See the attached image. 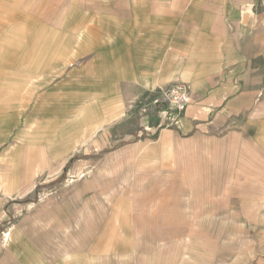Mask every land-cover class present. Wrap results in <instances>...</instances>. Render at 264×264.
<instances>
[{
  "label": "crops",
  "instance_id": "0c3cea01",
  "mask_svg": "<svg viewBox=\"0 0 264 264\" xmlns=\"http://www.w3.org/2000/svg\"><path fill=\"white\" fill-rule=\"evenodd\" d=\"M27 4L35 26L30 34L38 42L42 39L35 32L44 35V29L45 39L38 46L51 49L50 55L31 62L43 65L34 80L44 81L42 86L61 96L62 106L75 113L69 125L79 129L92 120L85 127L103 129L116 113H126L139 122L137 143L145 134L155 136L162 152L156 153L155 183L148 172L147 184L123 187L116 177L105 178L115 167L79 161L67 169L61 184L38 188L34 179L12 184L0 197L3 205L24 202L10 205L12 217H2L10 220V228L0 248V264H118L117 250L125 254L137 246L139 232H130L140 231L142 247L156 230L152 224L163 219L160 207L152 219L137 211L138 219L134 204L141 208L155 199L165 208L168 202L169 219H183L182 205L191 209L196 200L198 207L204 206L208 193L219 191L230 177L240 183L242 175H256L260 158L253 154L264 157V0ZM176 83L194 93L184 112L165 104L168 89ZM116 154L104 160L125 158L136 165L142 159L134 152ZM69 156L58 158L65 162L62 166ZM64 173L62 167L54 176ZM37 192L42 193L39 200L27 202ZM101 219H121L125 226L123 235L110 232L108 261L101 257L106 232Z\"/></svg>",
  "mask_w": 264,
  "mask_h": 264
},
{
  "label": "rangeland",
  "instance_id": "374dc122",
  "mask_svg": "<svg viewBox=\"0 0 264 264\" xmlns=\"http://www.w3.org/2000/svg\"><path fill=\"white\" fill-rule=\"evenodd\" d=\"M27 3L28 0H0V197L4 191L13 189L12 184L18 186L21 179H34L38 188L61 184L67 178V169L79 161H87L90 167H115L105 178L116 177L117 184L123 187L147 184L148 172L155 183L156 153L162 151L156 148V137L152 135L145 134L142 142L137 143L141 139L137 117L116 113L110 127H85L91 120L77 129L76 124L69 125L75 113L62 106L61 96L42 86L44 81L34 80L39 76L38 71L42 72L43 65L31 62L50 55L51 49L45 51L38 46L45 39L44 29V35L39 29L35 32V36L42 39L38 42L30 34V28L35 26ZM189 89L191 104L194 93ZM165 104L169 106L167 100ZM125 152L142 154V159L136 165H130L131 161L125 158L122 162L104 160L109 153L121 155ZM63 153H70L64 166L65 162L58 159ZM254 153V158H260L256 175H242L240 183L233 182L230 177L224 185H219V191L208 193L209 199L203 202L204 206L198 207L196 200L191 209L182 205L183 219H169L168 202L165 208L155 199L141 208L134 204L136 216L137 211H142L152 219L160 207L163 219H156L152 224L156 230L152 234L147 232L142 247L138 242L140 231L133 229L131 236L139 232L135 239L137 246L129 247L125 254L116 249L118 264H264V157ZM62 167L65 173L56 178L54 175ZM41 194L37 192L36 197L27 202L36 203ZM23 202L10 200V204L4 206L0 200V248L10 228V220L2 217L11 215L10 205ZM101 220L102 230H106L101 237V257L102 261H108L106 257L113 249L110 232L123 235L125 226L121 219Z\"/></svg>",
  "mask_w": 264,
  "mask_h": 264
},
{
  "label": "built area",
  "instance_id": "2783aa9c",
  "mask_svg": "<svg viewBox=\"0 0 264 264\" xmlns=\"http://www.w3.org/2000/svg\"><path fill=\"white\" fill-rule=\"evenodd\" d=\"M191 99L192 94L190 89L180 83L172 85L166 95L169 106L178 112H183L190 104Z\"/></svg>",
  "mask_w": 264,
  "mask_h": 264
}]
</instances>
